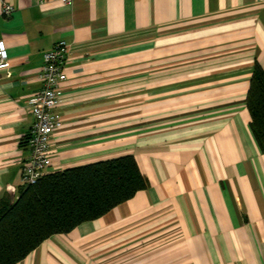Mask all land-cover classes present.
I'll return each instance as SVG.
<instances>
[{"label": "crops", "instance_id": "0c3cea01", "mask_svg": "<svg viewBox=\"0 0 264 264\" xmlns=\"http://www.w3.org/2000/svg\"><path fill=\"white\" fill-rule=\"evenodd\" d=\"M0 38V208L19 195L30 99L59 40L45 174L129 154L148 181L16 264H264V152L246 104L264 0H0Z\"/></svg>", "mask_w": 264, "mask_h": 264}, {"label": "trees", "instance_id": "16d2710c", "mask_svg": "<svg viewBox=\"0 0 264 264\" xmlns=\"http://www.w3.org/2000/svg\"><path fill=\"white\" fill-rule=\"evenodd\" d=\"M250 128L264 152V69L255 63L246 98ZM26 144V141H24ZM148 187L133 155L43 175L0 208V264H16L44 240L95 220Z\"/></svg>", "mask_w": 264, "mask_h": 264}, {"label": "built area", "instance_id": "2783aa9c", "mask_svg": "<svg viewBox=\"0 0 264 264\" xmlns=\"http://www.w3.org/2000/svg\"><path fill=\"white\" fill-rule=\"evenodd\" d=\"M70 3L71 0H63ZM4 15L14 10L10 3L3 2ZM69 44L64 40L55 42L51 49L43 53V64L39 74L40 90L30 99L31 112L34 117L25 137L29 155L23 162L21 186L33 185L45 175L50 152L53 131L60 127L59 88L67 79L65 71ZM10 59L5 41L0 38V70L10 74Z\"/></svg>", "mask_w": 264, "mask_h": 264}]
</instances>
